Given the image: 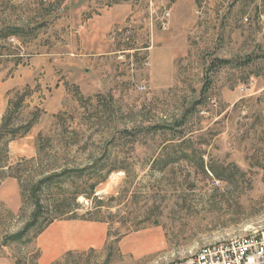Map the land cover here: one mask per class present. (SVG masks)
I'll list each match as a JSON object with an SVG mask.
<instances>
[{
    "label": "rangeland",
    "instance_id": "374dc122",
    "mask_svg": "<svg viewBox=\"0 0 264 264\" xmlns=\"http://www.w3.org/2000/svg\"><path fill=\"white\" fill-rule=\"evenodd\" d=\"M252 231L264 0H0V264H169Z\"/></svg>",
    "mask_w": 264,
    "mask_h": 264
},
{
    "label": "built area",
    "instance_id": "2783aa9c",
    "mask_svg": "<svg viewBox=\"0 0 264 264\" xmlns=\"http://www.w3.org/2000/svg\"><path fill=\"white\" fill-rule=\"evenodd\" d=\"M176 264H264V234L252 235L251 240L208 250L190 262Z\"/></svg>",
    "mask_w": 264,
    "mask_h": 264
},
{
    "label": "bare ground",
    "instance_id": "6f19581e",
    "mask_svg": "<svg viewBox=\"0 0 264 264\" xmlns=\"http://www.w3.org/2000/svg\"><path fill=\"white\" fill-rule=\"evenodd\" d=\"M256 234H264V231H252V232L246 233L242 236H239L235 239H232V240H229V241H226L223 243L203 246L202 248L197 250L195 253H193L189 257L178 260V261H173L169 264H176V263H180V262H190V261H192L193 258H195V256L201 255L203 253H207L208 250L218 249L221 246L222 247H229V246H231V244H235V243L243 241V240H251L252 235H256Z\"/></svg>",
    "mask_w": 264,
    "mask_h": 264
},
{
    "label": "crops",
    "instance_id": "0c3cea01",
    "mask_svg": "<svg viewBox=\"0 0 264 264\" xmlns=\"http://www.w3.org/2000/svg\"><path fill=\"white\" fill-rule=\"evenodd\" d=\"M95 242H96V237L90 235L87 232L81 231L78 237L76 236L72 237L70 235L69 239H64L63 242L61 243V247H64L67 250L68 249H80V248H86V247L92 246L95 244Z\"/></svg>",
    "mask_w": 264,
    "mask_h": 264
},
{
    "label": "trees",
    "instance_id": "16d2710c",
    "mask_svg": "<svg viewBox=\"0 0 264 264\" xmlns=\"http://www.w3.org/2000/svg\"><path fill=\"white\" fill-rule=\"evenodd\" d=\"M3 121V120H2ZM5 125V124H4ZM15 131H9V134H10V136L8 137V139L9 140H11V139H13L15 136H16V134L14 133ZM2 137V136H1Z\"/></svg>",
    "mask_w": 264,
    "mask_h": 264
}]
</instances>
